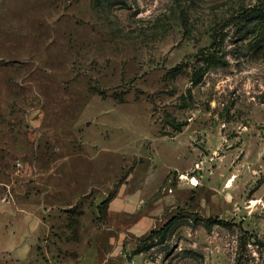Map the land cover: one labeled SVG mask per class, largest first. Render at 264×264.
<instances>
[{"label": "rangeland", "instance_id": "obj_1", "mask_svg": "<svg viewBox=\"0 0 264 264\" xmlns=\"http://www.w3.org/2000/svg\"><path fill=\"white\" fill-rule=\"evenodd\" d=\"M0 264H264V0H0Z\"/></svg>", "mask_w": 264, "mask_h": 264}, {"label": "trees", "instance_id": "obj_2", "mask_svg": "<svg viewBox=\"0 0 264 264\" xmlns=\"http://www.w3.org/2000/svg\"><path fill=\"white\" fill-rule=\"evenodd\" d=\"M106 202H107V200L104 202V204ZM176 220H177L176 217L170 218L155 234L166 233L173 226V224L176 222ZM136 252H139V250H137Z\"/></svg>", "mask_w": 264, "mask_h": 264}, {"label": "built area", "instance_id": "obj_3", "mask_svg": "<svg viewBox=\"0 0 264 264\" xmlns=\"http://www.w3.org/2000/svg\"><path fill=\"white\" fill-rule=\"evenodd\" d=\"M5 201H6V199H3V200H2V202H5Z\"/></svg>", "mask_w": 264, "mask_h": 264}]
</instances>
